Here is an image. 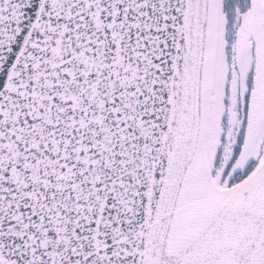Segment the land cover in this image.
I'll return each instance as SVG.
<instances>
[{"label": "snow or ice", "instance_id": "6c2138e0", "mask_svg": "<svg viewBox=\"0 0 264 264\" xmlns=\"http://www.w3.org/2000/svg\"><path fill=\"white\" fill-rule=\"evenodd\" d=\"M0 264H264V0H0Z\"/></svg>", "mask_w": 264, "mask_h": 264}]
</instances>
